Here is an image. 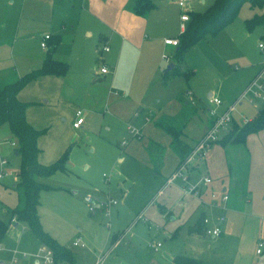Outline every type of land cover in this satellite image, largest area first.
<instances>
[{"label":"rangeland","instance_id":"374dc122","mask_svg":"<svg viewBox=\"0 0 264 264\" xmlns=\"http://www.w3.org/2000/svg\"><path fill=\"white\" fill-rule=\"evenodd\" d=\"M153 1L164 9L165 0ZM170 1H175L176 5L172 3L167 8L168 23L161 26V35L180 33L179 0ZM215 1L185 0L200 12ZM261 12L245 3L231 23L216 35L205 34L183 53L182 62L175 59L193 71L188 79L176 77L177 69L170 71L166 79L160 78L153 84V91L158 95L147 93L140 107L126 114L121 109L114 111L110 105L102 107L100 104L97 93L108 90L101 88L105 86L103 79L93 82L92 77L76 76L78 70L99 68L94 55L84 54L85 65L77 68L78 62L67 47L53 53L52 57L66 62L68 71L73 70L79 82L39 76L21 88L19 96L29 103V122L36 129L44 130L38 139L39 162L52 165L66 158L67 171H57L46 180L52 189L41 192L38 211L43 229L61 246L73 251L76 264H94L99 254L107 256L104 264H172L176 255L201 258L204 264H264V252L260 256L256 254V241L239 244L237 240L227 241L223 237L192 235L188 228L175 238L162 232L156 227L160 223L159 208L168 204L169 199L160 193L155 197L175 169V153L164 142V137L168 140L170 137L155 123L160 118L188 119L184 137L194 143L206 128L209 91L221 99L220 111L237 101L253 67L257 68L264 59V52L259 48V44L264 43V26L252 31L246 27V20ZM50 50L51 47L43 50L35 41L14 47L9 43L0 46V86L39 70ZM189 89L193 96L187 95ZM64 94L75 97L74 102L60 99ZM260 105L263 109L264 104ZM78 110L83 113L84 121L75 128L73 121ZM194 110L196 112L190 115ZM257 111L258 106L246 100L236 106L233 116L240 122L242 115L253 118ZM147 116L151 118L149 122L145 121ZM107 125H111L110 130ZM128 127L142 130L143 136L126 147L121 146L124 140L132 139ZM149 136L167 146L161 175L153 171L147 159L145 147L151 139ZM16 159L14 155L7 156L12 174L0 181V202L9 208L17 204V193L12 190L19 170ZM86 196L102 205L91 211L84 201ZM113 201L117 205H112ZM147 219L154 222L152 227ZM77 239L86 247L73 246ZM152 242H161L162 247L150 251L148 246ZM0 246V260L5 264H12L15 250L20 253L17 264H33L32 258L42 244L30 228L22 225L16 231L11 230ZM24 254L27 256L21 258Z\"/></svg>","mask_w":264,"mask_h":264},{"label":"crops","instance_id":"0c3cea01","mask_svg":"<svg viewBox=\"0 0 264 264\" xmlns=\"http://www.w3.org/2000/svg\"><path fill=\"white\" fill-rule=\"evenodd\" d=\"M183 1L185 7L180 6V0L178 1L179 8L177 7L178 14L180 13V33L177 35H161L159 34V30L162 28L161 26L168 23V12L166 10L172 3L175 4V1L165 0L162 3L164 9H160L154 2L155 7L153 9L145 15H138L135 12V0H0V46L9 43V45L14 47L25 41H35L37 44H40L43 50H48L51 47L47 57L49 55L52 57L53 53H57L61 48L67 47L68 52L73 54L74 59L78 62L77 68L85 65L83 61L84 54H89L91 57L94 55L95 63L99 65V68L96 70H93V68L78 70L76 76H85L87 79L92 77L93 82L103 79L105 86L101 88L108 90L105 93H97L100 104L102 107L110 105V108L114 111L121 109L126 114L131 112L134 107H140L147 93L158 95L157 92L153 91V84L160 78L162 80L163 78L166 79L170 71L177 69L179 72L176 77H184L182 73L187 67H183V63L180 64L175 60L178 59L177 53L179 47L165 43V39L167 38L179 39V36L182 34L181 25L183 21L181 17L183 14L188 13L191 17V13L200 12L194 10L191 2H187L186 4L185 0ZM159 12L163 15H157ZM47 35L51 38L47 41L48 48L44 49L41 43ZM57 41H59L57 47L53 49V45ZM104 47H108L109 50H104ZM165 56L169 57V60H166ZM66 57L69 58L68 55ZM57 59L54 60L67 65L66 62ZM263 62L264 59L259 63L257 68L253 67L252 75L246 87L258 74ZM171 65L173 67L169 69ZM102 67L108 69L107 73H101L100 70ZM73 72L71 70L67 71L64 75L47 74L42 76L61 78L64 81L66 78H69V81L72 82L74 80L77 83L79 80L73 75ZM6 84L10 83H5L0 87ZM19 92L17 94L18 99L27 103L29 106L28 102L21 99ZM187 95L193 96V91L189 89ZM212 97L218 96L213 91H209L207 106L208 120L205 131L199 139L210 128L211 118L209 110L216 108L218 113L226 111H220L223 103L219 107L210 104L209 101ZM74 98L64 94L60 99L73 103ZM244 101L240 104H243ZM48 103L49 101H46V104ZM185 103L189 104L186 101ZM250 104L258 106L256 115L253 118L242 115L240 122H237L233 116V124L228 126L220 140L211 146L202 159L189 166V170L187 171L188 182H184L179 178L173 179V175L178 169L180 158L171 147L172 137L169 134L170 140L164 137V142L175 153V169L173 170L174 173L172 172V175L166 179L158 189L157 194H155V197L160 193V196L169 199L168 204L166 202L159 208L160 223L156 224V227L162 230V232L175 238L181 231L188 228L189 234L206 236L208 235L206 229L219 227L222 230L219 236H209L212 238L223 237L227 241L237 240L239 244L256 241V254L258 256L263 254L264 249L262 253H257V249L260 243H264V128L248 134L241 143H233L227 139V135L231 134L233 132L232 130L239 126L242 127L257 116L261 110L260 104L263 105L264 101ZM28 106L26 109V118L28 123L34 127L28 120ZM79 111L81 112V110H78L75 114L76 119L73 121V127L78 119L77 114ZM135 112L138 115V111ZM195 112V110L193 112L190 111L189 114L191 115ZM81 117L84 119L83 113ZM164 119L173 120L175 125L182 129L181 139L190 147H193L199 140H196L194 143H189L185 139V129L188 125V119L174 120L172 118H160L159 120ZM150 120L151 118L148 116L145 118L146 122ZM122 122L126 123L123 120ZM107 126V129L110 130L111 125ZM127 129L130 131L133 128L128 127ZM159 129L162 130L161 128ZM137 131L140 134L139 137L138 135H131L132 139L124 140L121 146L126 147L134 139L143 136L142 130ZM162 131L165 132L164 130ZM124 142L126 143L124 144ZM17 145V140L14 138L9 125L4 124L0 126V161H7L3 167L6 172L3 178L12 174L7 156L14 155L19 160L20 166V159L16 155ZM159 151L162 153V159L156 161ZM166 151L167 146L153 138L149 139L145 147L147 159L152 164L153 171L157 175H161L164 168ZM151 153L152 155H150ZM153 161L160 163L158 172L154 170ZM65 171H67V166ZM16 174V181L12 187L13 191H15L14 187L18 181V172ZM206 178L210 179L211 182H205ZM47 179L42 180L44 184H46ZM188 184L197 187V195L186 193L185 188ZM225 195L229 197L227 201L224 200ZM115 205H117V202ZM99 207L98 205L95 209ZM10 209L7 205L0 202L1 220L8 221L10 219L8 213ZM107 212L109 214V210ZM200 217H202L203 221L206 218L209 219L208 225L202 222L204 233L193 231V227ZM147 223L150 225L149 227L154 225V222L149 219H147ZM22 225L27 226L23 222L15 219L12 220L6 235L11 230L16 231ZM76 241H79L86 247V244L80 239L74 242ZM114 241L116 242V240ZM39 242L42 246L39 247L35 257L32 258L33 264H43L42 258L39 256L40 250L42 248H49L40 240ZM158 244L160 246H157ZM160 247H162L161 242H152L148 246L150 251H157ZM0 251H2L1 246ZM70 251L73 252L72 250ZM102 255L105 254L97 255L96 261ZM26 256L24 254L21 258H25ZM19 257L20 253L15 250L13 252L12 264H17ZM174 258L175 256L172 259V264H174ZM198 259L201 260V258ZM60 262H55L54 260L53 264H59ZM0 264H5V261L3 259L0 260Z\"/></svg>","mask_w":264,"mask_h":264},{"label":"trees","instance_id":"16d2710c","mask_svg":"<svg viewBox=\"0 0 264 264\" xmlns=\"http://www.w3.org/2000/svg\"><path fill=\"white\" fill-rule=\"evenodd\" d=\"M245 3H248L253 9L257 8L262 11L260 14H255L246 20L247 29L252 31L258 26H264V0H216L204 12L191 13L190 22L186 30L179 36L178 58L182 61L183 53L199 39L203 38L205 34L216 35L226 25L231 23ZM154 7L155 3L153 0H135V12L138 15H145ZM58 42L54 43L53 49L57 47ZM67 71L68 67L65 63L56 61L49 55L39 70L26 74L16 82L0 87V126L9 125L14 138L17 140L16 152H18L20 159L18 181L14 187L18 203L8 211L10 216L8 221L0 219V242L8 232L12 220L15 219L27 224L33 234L53 251L55 262L65 261L67 264H75L76 259L73 252L61 246L57 240L43 229L38 214L41 192L50 189L42 180L51 177L57 171L66 170V158L52 165H42L39 162L38 138L44 130H37L28 123L26 118L28 104L20 101L17 97L21 88L32 79L47 74L64 75ZM192 73L191 69L185 68L182 75L189 78ZM156 125L172 137L171 147L180 158L179 168L187 160L193 147H190L181 139L182 129L178 128L173 120H159ZM237 128L240 130L235 131ZM237 128L227 135V139L233 143H241L248 134L264 128V107L253 121L251 120L244 124L243 127ZM149 149L151 150V148ZM161 159L162 153L159 151L156 161ZM153 163L154 170L158 172L160 163L155 161ZM202 222V217H200L193 227L194 232L204 233ZM173 263L203 264V261L198 258L177 255Z\"/></svg>","mask_w":264,"mask_h":264},{"label":"built area","instance_id":"2783aa9c","mask_svg":"<svg viewBox=\"0 0 264 264\" xmlns=\"http://www.w3.org/2000/svg\"><path fill=\"white\" fill-rule=\"evenodd\" d=\"M180 6L185 7V3L183 0L180 1ZM181 19L183 21V24L181 25V30L183 33L186 30V27L188 25L187 23L190 22V16L188 15V13H185L182 15ZM50 38L51 37L49 35H47V36H45L44 40L42 41L41 46L44 49L48 48L47 41ZM165 43L167 45H172V46L177 47L180 44V40L178 38H176V39L167 38V39H165ZM259 48L262 49L264 52V43H260ZM103 49L109 50L108 47H104ZM165 59L169 60V57L165 56ZM100 71L102 74H105V73H107L108 69L106 67H102ZM244 100H247L250 103H256L258 101H264V62L262 64L261 69L259 70L258 74L252 79V81L249 83V85L243 91L240 98L230 108H228L223 113H218L216 108L209 110V115L211 118V125H210L208 132L204 136H202L201 139H199L197 141V143L193 146V150H192L191 154L189 155L187 160L176 170V172L173 175V179L179 178V179H182L184 182H188L187 181V171L189 170V166L192 163L202 159L205 156L206 152L211 148V146L220 140V138L223 134V131H225L228 128V126L233 124V120H234L233 119V112H234L236 106ZM209 102H210V104H212L216 107H219L222 105V101L218 97H212ZM81 114H82V112H80V111L77 114L78 119L74 123L75 128H78L84 121V119L81 117ZM130 133L133 136H137V135H138V137L140 136L139 132L135 129H131ZM125 143L126 142H124V144ZM6 163H7L6 160L0 161V180L6 175V172L3 168ZM205 182L210 183L211 180L206 178ZM185 190H186V193H188V194H194V195L198 194L197 193L198 189L196 186H191L188 184V186L185 188ZM213 196L215 197V195H213ZM228 199H229V197L227 195H225L224 200L227 201ZM85 202L91 211H94L95 207L99 205L97 200H95L91 196H87L85 198ZM112 204L115 205L116 201H113ZM101 205L102 204H100L99 206H101ZM203 222H204V224L208 225L209 219L206 218V219H204ZM206 233L208 235L217 237L222 233V230L219 227H214V228L206 229ZM74 246L85 247V245L81 244L79 241L74 242ZM157 246H160V244H158ZM263 249H264V243H260L258 245L257 253H262ZM39 256L42 258L43 264H53L54 263V254H53V251L49 248L48 249L42 248L40 250ZM106 258H107L106 255H102V256L98 257L95 264H104Z\"/></svg>","mask_w":264,"mask_h":264},{"label":"water","instance_id":"95a60500","mask_svg":"<svg viewBox=\"0 0 264 264\" xmlns=\"http://www.w3.org/2000/svg\"><path fill=\"white\" fill-rule=\"evenodd\" d=\"M173 67V65H171V67H169V69H171ZM16 155H18V152H16Z\"/></svg>","mask_w":264,"mask_h":264}]
</instances>
